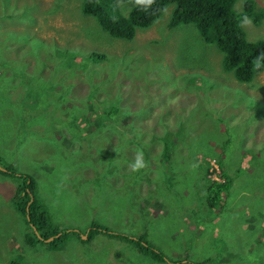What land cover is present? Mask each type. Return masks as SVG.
I'll list each match as a JSON object with an SVG mask.
<instances>
[{"label": "rangeland", "instance_id": "1", "mask_svg": "<svg viewBox=\"0 0 264 264\" xmlns=\"http://www.w3.org/2000/svg\"><path fill=\"white\" fill-rule=\"evenodd\" d=\"M166 22L167 12L126 40L80 0H0V167L31 175L51 223L82 238L94 220L145 232L168 259L264 264V69L241 83L194 25ZM243 27L264 38V19ZM92 50L105 58L92 62ZM36 88L45 93L29 96ZM116 100L90 128L88 115L105 118ZM178 129L184 139L170 142ZM227 138L224 153L210 145ZM224 173L230 184L210 204ZM16 182L0 173V264H166L104 233L59 250L25 244Z\"/></svg>", "mask_w": 264, "mask_h": 264}, {"label": "trees", "instance_id": "2", "mask_svg": "<svg viewBox=\"0 0 264 264\" xmlns=\"http://www.w3.org/2000/svg\"><path fill=\"white\" fill-rule=\"evenodd\" d=\"M80 0V9L85 15L94 18L98 26L115 38L130 40L138 28H145L152 24L157 18H160L167 12L166 26L174 28L180 24H192L196 28L200 37L216 46L220 59L218 61L220 68L225 72H231L235 79L241 83L252 82L255 75L264 69V38L258 37L249 39L243 27V21L251 20L254 24H259L264 19V7L259 6L255 0ZM239 7H237V4ZM121 5V6H120ZM92 62L103 60L105 55L92 50L87 55ZM69 64V63H67ZM74 68L73 64H69ZM211 70L208 66L202 65ZM45 92L40 89H34L29 96H40ZM59 99L63 100V97ZM31 100V99H30ZM118 100L112 103V106L106 110V116H98L95 119L87 118L89 127L105 123L108 116L113 115L119 109ZM33 105H37L34 103ZM129 114H136L131 112ZM126 114L125 118H132L135 115ZM73 121V119H72ZM93 122H96L95 124ZM71 125V124H70ZM72 126V125H71ZM78 127V125H75ZM87 126V125H86ZM183 130H172L167 134L170 142L183 140L185 135ZM208 143V141L205 139ZM222 142V143H221ZM218 145L220 153H224L230 139L222 141L213 140L211 144ZM255 146L253 153L258 150ZM169 151V145L166 149ZM167 164H174V161L166 156ZM257 157L254 155L253 160ZM222 168L223 162L219 159ZM171 171L170 168H166ZM224 172V168H222ZM0 173L7 177L14 178L17 182L16 191L12 202L25 220L28 230L24 233V242L29 246L45 244L49 248L59 250L63 243L71 236L76 235L82 241L91 240L96 234L104 233L108 236H115L131 243L140 252L150 255L153 259L166 264H201L202 261H189L168 259L152 241H150L145 232L130 234L114 233L107 227L91 220L89 228L82 238L83 232L74 228L69 229L65 226L52 224L47 210L43 207L40 199L36 195V182L31 175L24 172H18L13 165L0 167ZM225 174V173H224ZM231 177L225 174V181L216 183L211 181L209 187L208 201L213 204L217 201L219 190L227 188ZM215 194H212L213 191ZM49 237L52 239L48 240ZM19 258L13 259L10 264H17Z\"/></svg>", "mask_w": 264, "mask_h": 264}, {"label": "water", "instance_id": "3", "mask_svg": "<svg viewBox=\"0 0 264 264\" xmlns=\"http://www.w3.org/2000/svg\"><path fill=\"white\" fill-rule=\"evenodd\" d=\"M85 237V236H84ZM52 239V237H49L48 240Z\"/></svg>", "mask_w": 264, "mask_h": 264}, {"label": "built area", "instance_id": "4", "mask_svg": "<svg viewBox=\"0 0 264 264\" xmlns=\"http://www.w3.org/2000/svg\"><path fill=\"white\" fill-rule=\"evenodd\" d=\"M217 168H218V166H217Z\"/></svg>", "mask_w": 264, "mask_h": 264}, {"label": "bare ground", "instance_id": "5", "mask_svg": "<svg viewBox=\"0 0 264 264\" xmlns=\"http://www.w3.org/2000/svg\"><path fill=\"white\" fill-rule=\"evenodd\" d=\"M74 264V263H73Z\"/></svg>", "mask_w": 264, "mask_h": 264}]
</instances>
